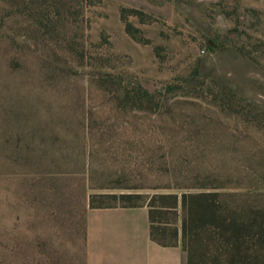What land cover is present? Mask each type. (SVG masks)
Wrapping results in <instances>:
<instances>
[{
	"label": "rangeland",
	"instance_id": "rangeland-1",
	"mask_svg": "<svg viewBox=\"0 0 264 264\" xmlns=\"http://www.w3.org/2000/svg\"><path fill=\"white\" fill-rule=\"evenodd\" d=\"M0 31L24 63L0 74V264H83L99 191L264 207V0H0ZM126 86L159 100L115 102ZM154 204L168 240L180 209Z\"/></svg>",
	"mask_w": 264,
	"mask_h": 264
},
{
	"label": "trees",
	"instance_id": "trees-1",
	"mask_svg": "<svg viewBox=\"0 0 264 264\" xmlns=\"http://www.w3.org/2000/svg\"><path fill=\"white\" fill-rule=\"evenodd\" d=\"M0 34L10 39L11 46L21 50L22 47L4 31H0ZM8 53V45H0L2 58ZM21 55V53H14L11 58L5 57L3 61L1 60V76L23 70L24 63L21 61ZM43 67L49 71L50 77L53 76L54 79L57 77L55 73L57 67L50 64H45ZM109 78L105 81L113 79V77ZM8 86L10 87V85L1 87L0 93L7 95ZM5 99L7 106H14L13 109H17V106L11 103L16 100L10 99L9 96H5ZM235 99L241 100L242 98L237 97L231 91L227 96L221 97L223 102H233ZM158 100L154 94L141 86L120 88L116 91L114 98L115 102L131 104L138 108H143V104L155 103ZM0 107L2 108L0 109L1 114H3L5 105L0 103ZM225 195L226 192L220 188L207 189L203 185H194L185 187L179 193L170 192L151 196L146 204L151 238L160 243H171L175 236L173 229L169 234V239L166 240L162 228L156 225L162 212L159 209L161 207L154 203L157 199H167L170 209L176 211L179 208L181 212V245L187 253V264H264V207L249 203L240 206L239 210L235 209L236 207L230 209L225 203ZM133 198H140V196L130 192L99 191L89 196L88 204L89 207H109L111 205L103 204V201L114 200L124 202L121 206H135L130 202ZM96 201L99 204H95Z\"/></svg>",
	"mask_w": 264,
	"mask_h": 264
},
{
	"label": "crops",
	"instance_id": "crops-1",
	"mask_svg": "<svg viewBox=\"0 0 264 264\" xmlns=\"http://www.w3.org/2000/svg\"><path fill=\"white\" fill-rule=\"evenodd\" d=\"M174 230L171 243L151 238L146 204L86 208L83 264H187L179 222Z\"/></svg>",
	"mask_w": 264,
	"mask_h": 264
}]
</instances>
